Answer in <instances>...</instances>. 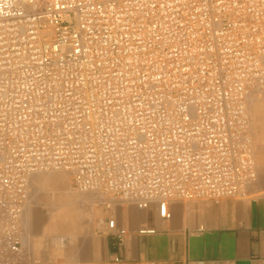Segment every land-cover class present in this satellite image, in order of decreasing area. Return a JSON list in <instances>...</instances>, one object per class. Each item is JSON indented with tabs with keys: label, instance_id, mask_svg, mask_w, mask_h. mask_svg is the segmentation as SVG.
<instances>
[{
	"label": "built area",
	"instance_id": "obj_1",
	"mask_svg": "<svg viewBox=\"0 0 264 264\" xmlns=\"http://www.w3.org/2000/svg\"><path fill=\"white\" fill-rule=\"evenodd\" d=\"M262 91L264 0H0V264L43 262L24 228L38 172L163 218L246 198Z\"/></svg>",
	"mask_w": 264,
	"mask_h": 264
},
{
	"label": "crops",
	"instance_id": "obj_2",
	"mask_svg": "<svg viewBox=\"0 0 264 264\" xmlns=\"http://www.w3.org/2000/svg\"><path fill=\"white\" fill-rule=\"evenodd\" d=\"M250 192L260 195L171 201L170 218L159 215L156 203L139 209L118 202L107 207L96 194L78 199L79 205L89 202L87 216L77 217L65 208L56 219L63 231L56 234L58 258L61 264H108L114 254L123 258L122 264H264V182ZM30 214L24 217L25 234ZM120 229L127 233L118 243ZM43 255L48 261V252Z\"/></svg>",
	"mask_w": 264,
	"mask_h": 264
},
{
	"label": "rangeland",
	"instance_id": "obj_3",
	"mask_svg": "<svg viewBox=\"0 0 264 264\" xmlns=\"http://www.w3.org/2000/svg\"><path fill=\"white\" fill-rule=\"evenodd\" d=\"M258 106L261 108H257ZM255 109L259 113L257 119H255ZM248 110L258 170V179L251 188L253 189L257 187L259 182H264V91L252 95ZM63 176H66L65 180ZM31 189V202L24 214L25 217L28 211L31 213L29 217L30 226L27 225L28 232H26L27 235L25 234L26 241L29 238L28 244L33 245L36 255L44 262L42 264H61L62 259L58 258L60 253L55 242L56 234L62 230L56 222L58 214L63 209L69 208L77 217L78 215L87 216L90 208L89 202L79 205L77 201L95 194L76 192L72 187L70 174L61 171L59 173L57 171L36 173L31 179ZM65 194H71L75 197L69 196L67 198ZM257 195L260 193L252 194L249 192L246 198ZM83 204L84 206H82ZM47 252L50 256L48 261L43 258V254Z\"/></svg>",
	"mask_w": 264,
	"mask_h": 264
},
{
	"label": "bare ground",
	"instance_id": "obj_4",
	"mask_svg": "<svg viewBox=\"0 0 264 264\" xmlns=\"http://www.w3.org/2000/svg\"><path fill=\"white\" fill-rule=\"evenodd\" d=\"M256 106V105H255ZM257 108H261V107H257ZM249 109V108H248ZM249 112V111H248ZM255 119H257L256 117L258 116L259 117V113H258V111H257V109H255ZM263 115V114H262ZM258 121V120H257ZM252 131V130H251ZM261 158V157H260ZM261 161V160H260ZM262 162V161H261ZM53 172H56V171H53ZM61 172H66V171H61ZM39 173V172H38ZM57 173H59V171H57ZM36 174V173H35ZM35 174H33L32 176H31V179H32V177L35 175ZM60 176H62V175H60ZM59 176V177H60ZM42 178V177H41ZM63 178H64V180L66 179V176H63ZM41 180V179H40ZM67 181V180H66Z\"/></svg>",
	"mask_w": 264,
	"mask_h": 264
}]
</instances>
